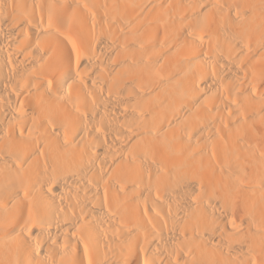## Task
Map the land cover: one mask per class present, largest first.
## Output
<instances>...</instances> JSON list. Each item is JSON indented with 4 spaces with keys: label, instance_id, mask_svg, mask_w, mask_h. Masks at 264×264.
I'll return each instance as SVG.
<instances>
[{
    "label": "bare ground",
    "instance_id": "1",
    "mask_svg": "<svg viewBox=\"0 0 264 264\" xmlns=\"http://www.w3.org/2000/svg\"><path fill=\"white\" fill-rule=\"evenodd\" d=\"M0 264H264V0H0Z\"/></svg>",
    "mask_w": 264,
    "mask_h": 264
}]
</instances>
